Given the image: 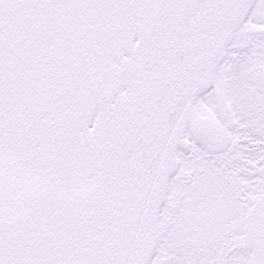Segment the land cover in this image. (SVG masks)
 I'll return each instance as SVG.
<instances>
[{"label":"snow or ice","instance_id":"snow-or-ice-1","mask_svg":"<svg viewBox=\"0 0 264 264\" xmlns=\"http://www.w3.org/2000/svg\"><path fill=\"white\" fill-rule=\"evenodd\" d=\"M0 264H264V0H0Z\"/></svg>","mask_w":264,"mask_h":264}]
</instances>
